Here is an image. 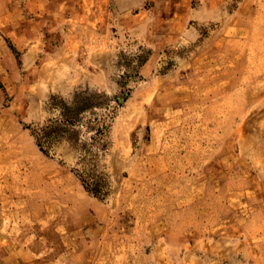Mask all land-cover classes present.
I'll list each match as a JSON object with an SVG mask.
<instances>
[{
	"label": "rangeland",
	"instance_id": "1",
	"mask_svg": "<svg viewBox=\"0 0 264 264\" xmlns=\"http://www.w3.org/2000/svg\"><path fill=\"white\" fill-rule=\"evenodd\" d=\"M0 264H264V0H0Z\"/></svg>",
	"mask_w": 264,
	"mask_h": 264
},
{
	"label": "trees",
	"instance_id": "2",
	"mask_svg": "<svg viewBox=\"0 0 264 264\" xmlns=\"http://www.w3.org/2000/svg\"><path fill=\"white\" fill-rule=\"evenodd\" d=\"M63 116L61 117V120L56 121H50L49 124L43 126L39 132H34V136L37 140L38 146L40 149L46 153H48V150H45V143H49L50 141H57L63 138L72 137L75 138V136H70V131H73L74 133L71 135H76L77 131H75L76 124L80 121L79 115L81 112V109H72L68 107L62 106ZM101 135H103V129L100 130ZM100 135V136H101ZM52 143V142H51ZM50 144V143H49ZM81 181L83 182L85 188L87 191H90L95 196H98L97 189L89 184L88 180L81 177Z\"/></svg>",
	"mask_w": 264,
	"mask_h": 264
}]
</instances>
